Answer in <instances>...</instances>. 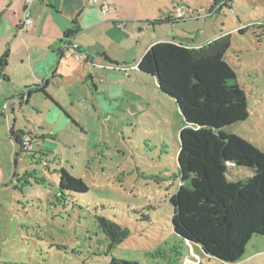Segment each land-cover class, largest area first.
<instances>
[{"label":"rangeland","instance_id":"rangeland-1","mask_svg":"<svg viewBox=\"0 0 264 264\" xmlns=\"http://www.w3.org/2000/svg\"><path fill=\"white\" fill-rule=\"evenodd\" d=\"M121 1L130 17L145 22L112 34L114 43L117 36L130 45L140 38L128 63L118 56L120 62L108 69L85 68L84 58L75 59L79 74L59 82L56 95L69 117L43 95L16 106L15 114L0 115V264H108L113 255L144 264H229L200 253L174 231L170 200L180 184L184 118L155 78L134 64L165 37L199 47L231 34L225 58L247 92L250 118L229 130L264 152V0H231V7L214 13V0ZM173 9L185 11L183 20L154 24L161 10ZM17 89H23L17 79L0 81V111L6 101L10 108L17 103ZM12 125L23 150L33 153L16 151ZM62 168L83 178L89 191L59 194ZM252 175L241 171L228 180ZM98 216L131 231L114 252H107ZM239 263L264 264V235L253 237Z\"/></svg>","mask_w":264,"mask_h":264},{"label":"trees","instance_id":"trees-1","mask_svg":"<svg viewBox=\"0 0 264 264\" xmlns=\"http://www.w3.org/2000/svg\"><path fill=\"white\" fill-rule=\"evenodd\" d=\"M225 6L231 7V0H214L210 13ZM243 30L240 28L239 32ZM80 31L76 16L61 42L72 41ZM231 47V34L199 47L158 41L150 45L137 68L156 79L160 93L176 102L184 118L177 156L180 184L170 200L175 233L196 245L200 253L240 264L248 243L255 235H264V152L229 130L250 118L247 92L225 58ZM7 65L8 56H0V73ZM36 92L55 102L45 84L28 87L27 101ZM11 135L15 137V145H19L16 149L19 154L34 152L23 150L14 126ZM241 171L253 175L228 180V174ZM59 175L58 189L62 196L67 192L89 191L83 178L64 168ZM98 223L109 240L107 252H114L131 235L128 227L104 216H98ZM108 264L144 263L113 255Z\"/></svg>","mask_w":264,"mask_h":264},{"label":"crops","instance_id":"crops-1","mask_svg":"<svg viewBox=\"0 0 264 264\" xmlns=\"http://www.w3.org/2000/svg\"><path fill=\"white\" fill-rule=\"evenodd\" d=\"M88 1L33 0L31 6L27 7L25 0H0V56H8V65L0 73V81L11 83L17 79L23 86L22 90H16L18 94L13 97L17 103L10 108L11 105L8 106L6 101L0 115L9 113V110L15 114L16 106L22 109L32 96L43 95L40 92L33 93L27 101V88L37 84L46 85V91L55 101L51 107L68 115V108L56 96L59 93L57 87H60L59 82L64 83L73 78L75 73L79 74L75 68L76 60L81 61L84 58L85 68L88 65L91 68L103 69H108L106 65L119 63L118 56L122 57L123 63L129 62L127 54L135 45L140 44V38L136 40V44L130 45L127 38L117 36L114 43L112 34L115 30L125 32L126 25L130 23L137 22L140 25L145 22L140 21V17H130L126 12V3L121 0H107V8L91 5ZM133 2L134 5L140 4V0ZM176 14L177 11L174 9L168 12L161 10V15L154 24H175ZM76 16L81 31L71 43L81 49L82 59H77L78 51L68 50L61 54V40L65 32L72 28ZM27 18H32L31 25L26 23ZM138 30L140 32V27ZM158 41H175L195 46L185 38H177L174 35L155 42ZM121 51L125 54L118 55ZM135 63L134 66L137 68L138 62ZM20 95L24 98L19 99Z\"/></svg>","mask_w":264,"mask_h":264},{"label":"built area","instance_id":"built-area-1","mask_svg":"<svg viewBox=\"0 0 264 264\" xmlns=\"http://www.w3.org/2000/svg\"><path fill=\"white\" fill-rule=\"evenodd\" d=\"M32 1H33V0H25V5H26L27 7L31 6ZM88 2H89L91 5H100V6H102L103 8H107V3H106L107 0H89ZM184 15H185V11H184V10H180V11H177V14H176V17H175V18H176V19H177V18L182 19ZM26 23H27L28 25H31V24L33 23L32 18H27ZM65 43H66L65 46L62 47V53H63L64 51H68V50L78 51V53H77V55H76V56H77V59H82V54L80 53V51H79V47H78V46L73 45V44L71 43V41H66ZM79 53H80V54H79Z\"/></svg>","mask_w":264,"mask_h":264},{"label":"flooded vegetation","instance_id":"flooded-vegetation-1","mask_svg":"<svg viewBox=\"0 0 264 264\" xmlns=\"http://www.w3.org/2000/svg\"><path fill=\"white\" fill-rule=\"evenodd\" d=\"M65 44H66L65 42H64V43H62V47H63V46H65Z\"/></svg>","mask_w":264,"mask_h":264}]
</instances>
